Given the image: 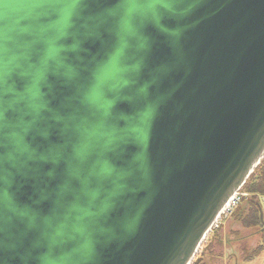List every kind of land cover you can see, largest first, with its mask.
<instances>
[{
	"label": "water",
	"instance_id": "1",
	"mask_svg": "<svg viewBox=\"0 0 264 264\" xmlns=\"http://www.w3.org/2000/svg\"><path fill=\"white\" fill-rule=\"evenodd\" d=\"M167 2L0 6V264H191L264 158V0Z\"/></svg>",
	"mask_w": 264,
	"mask_h": 264
},
{
	"label": "snow or ice",
	"instance_id": "2",
	"mask_svg": "<svg viewBox=\"0 0 264 264\" xmlns=\"http://www.w3.org/2000/svg\"><path fill=\"white\" fill-rule=\"evenodd\" d=\"M5 0H0V6L3 5ZM45 2V0H38L37 6H41L42 3ZM86 0H71V7L73 9L79 7V5L85 3ZM113 4L116 5V8L114 9L115 14H119L121 9H127L128 14H131L134 11H140L142 9H151L154 7H160L162 9L168 7L167 0H112ZM66 19H71V16L67 17ZM87 34L85 35L84 39H87ZM56 39H60V37H57ZM56 40L50 41V46L48 48V60H52L57 57L58 52L60 51H70V52H77L80 50V43L78 42L74 47L69 49H57L55 47ZM112 51L111 58L107 55H102V53H97V57L99 59L98 65L93 64H85L83 67V70L80 71V75L77 78L76 82H79V79H83L89 82L91 85L90 88L86 89V92L88 93L86 99L90 100L92 103H97L100 101L101 96L100 93L96 91V88L99 87L98 84H96L97 79H106L108 78L115 70H116V61L119 56L118 51ZM94 77V79H93ZM103 107V105H101ZM108 107H111V105H108ZM5 118V113L3 111H0V131L3 130L4 124L3 120ZM4 202L0 200V256L4 254L5 250V232L7 229L5 228V221H4ZM9 212H13V209L9 208ZM15 215L17 216H24L27 215V213L23 211L17 210L15 212Z\"/></svg>",
	"mask_w": 264,
	"mask_h": 264
},
{
	"label": "rangeland",
	"instance_id": "3",
	"mask_svg": "<svg viewBox=\"0 0 264 264\" xmlns=\"http://www.w3.org/2000/svg\"><path fill=\"white\" fill-rule=\"evenodd\" d=\"M243 188V187H242ZM245 196L234 213L224 221L210 238V241L192 264H235L237 258H243L241 248L251 249L260 242L257 228L243 226V217L252 203L260 205V219L264 223V196H254L243 188ZM264 254V253H263Z\"/></svg>",
	"mask_w": 264,
	"mask_h": 264
},
{
	"label": "trees",
	"instance_id": "4",
	"mask_svg": "<svg viewBox=\"0 0 264 264\" xmlns=\"http://www.w3.org/2000/svg\"><path fill=\"white\" fill-rule=\"evenodd\" d=\"M243 188L254 196H264V158L250 175ZM260 209V205L257 202L252 203L247 214L242 219L244 221L243 226L257 228L260 234V242L257 246L251 249H247L245 247L241 248L243 261L251 260L264 252V223L261 221L259 216L261 212ZM197 261L195 263H197Z\"/></svg>",
	"mask_w": 264,
	"mask_h": 264
},
{
	"label": "built area",
	"instance_id": "5",
	"mask_svg": "<svg viewBox=\"0 0 264 264\" xmlns=\"http://www.w3.org/2000/svg\"><path fill=\"white\" fill-rule=\"evenodd\" d=\"M245 196L243 189H239L236 191L231 198L226 203L225 207L220 212L219 216L217 217L212 229L209 231L207 236L202 240L200 246L196 251V257H198L205 246L210 241V238L216 233V231L221 227L225 220H227L236 210L238 205L242 202L243 197Z\"/></svg>",
	"mask_w": 264,
	"mask_h": 264
},
{
	"label": "crops",
	"instance_id": "6",
	"mask_svg": "<svg viewBox=\"0 0 264 264\" xmlns=\"http://www.w3.org/2000/svg\"><path fill=\"white\" fill-rule=\"evenodd\" d=\"M264 253V252H263ZM259 255L258 257H255L248 261H243L241 258H237L235 264H264V254ZM228 264V263H226Z\"/></svg>",
	"mask_w": 264,
	"mask_h": 264
}]
</instances>
